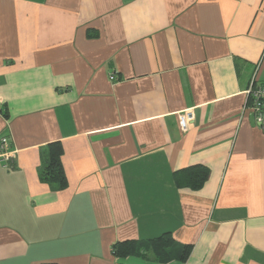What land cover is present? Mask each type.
<instances>
[{
	"label": "crops",
	"instance_id": "0c3cea01",
	"mask_svg": "<svg viewBox=\"0 0 264 264\" xmlns=\"http://www.w3.org/2000/svg\"><path fill=\"white\" fill-rule=\"evenodd\" d=\"M251 83L264 0H0V264H264ZM164 235L186 261L113 253Z\"/></svg>",
	"mask_w": 264,
	"mask_h": 264
},
{
	"label": "trees",
	"instance_id": "16d2710c",
	"mask_svg": "<svg viewBox=\"0 0 264 264\" xmlns=\"http://www.w3.org/2000/svg\"><path fill=\"white\" fill-rule=\"evenodd\" d=\"M50 150L46 155L47 166L41 172L42 179L58 188L64 187L66 178L62 167L63 149L60 143H53L49 146ZM185 176H189L185 180L196 178L195 182H191L194 188L200 187L207 178V169L203 166H196L191 169ZM177 183L180 185L182 180L177 174ZM190 182V181H189ZM196 183V184H195ZM192 246L179 244L171 235H164L152 241H125L113 246V253L117 257L125 258L129 256L152 258L160 263H168L171 261L184 262L188 258Z\"/></svg>",
	"mask_w": 264,
	"mask_h": 264
},
{
	"label": "built area",
	"instance_id": "2783aa9c",
	"mask_svg": "<svg viewBox=\"0 0 264 264\" xmlns=\"http://www.w3.org/2000/svg\"><path fill=\"white\" fill-rule=\"evenodd\" d=\"M109 79L111 81H115L116 77L111 75ZM247 92L250 99V108L255 115L259 127L264 132V84L256 85L251 83ZM191 120H193V115L190 112H186L179 116V123L183 131L188 129V125ZM9 146L10 142L7 137L0 139V159L4 162H6L7 159L15 153L13 151H9Z\"/></svg>",
	"mask_w": 264,
	"mask_h": 264
}]
</instances>
